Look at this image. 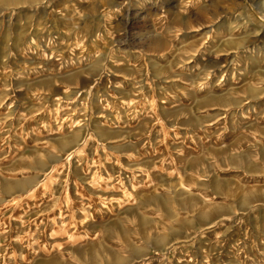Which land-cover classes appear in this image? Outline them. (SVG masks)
<instances>
[{"label":"rangeland","instance_id":"1","mask_svg":"<svg viewBox=\"0 0 264 264\" xmlns=\"http://www.w3.org/2000/svg\"><path fill=\"white\" fill-rule=\"evenodd\" d=\"M0 264H264V0H0Z\"/></svg>","mask_w":264,"mask_h":264},{"label":"bare ground","instance_id":"2","mask_svg":"<svg viewBox=\"0 0 264 264\" xmlns=\"http://www.w3.org/2000/svg\"><path fill=\"white\" fill-rule=\"evenodd\" d=\"M254 52V51H253ZM250 53V52H249ZM251 54V53H250ZM252 55V54H251ZM245 56H247V55H245ZM102 69V68H101ZM100 69V70H101ZM66 77V76H65ZM64 77V79H66V80H68L69 78H65ZM262 99V98H261ZM162 118V117H161ZM67 143L68 144H70L71 145V143H73V141H74V136L73 135H71L67 140ZM66 143V142H65ZM67 146V145H66ZM65 146V147H66ZM72 146V145H71ZM65 147H62V150H64V148ZM74 148V147H73ZM64 152V151H63ZM75 152V151H74ZM69 156H72V154L71 155H69ZM51 161V160H50ZM56 161H57V159H56ZM25 165H27V164H25ZM35 168H44V167H46L47 168V166H48V163H45L44 161H34V165H33ZM6 185V184H5Z\"/></svg>","mask_w":264,"mask_h":264}]
</instances>
